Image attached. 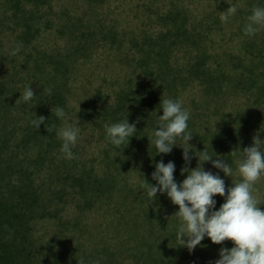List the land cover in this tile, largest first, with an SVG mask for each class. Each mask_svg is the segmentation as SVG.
<instances>
[{
	"label": "rangeland",
	"instance_id": "obj_1",
	"mask_svg": "<svg viewBox=\"0 0 264 264\" xmlns=\"http://www.w3.org/2000/svg\"><path fill=\"white\" fill-rule=\"evenodd\" d=\"M260 1L0 0V203L12 205L14 222L17 215L27 222L24 242L15 228L1 225L0 241L15 238L24 246L30 241L32 264H214L220 249L209 238L189 251L179 242L172 244L166 228L143 214L146 208L153 206L155 210L157 206L155 199L151 202L147 195L138 196L145 183L141 185L137 172L139 165H150L151 160L143 158L142 152L144 148L155 150L152 134L162 109H150L146 104L144 116L130 117L128 122L135 124L136 133L122 145L127 149L134 145L139 157L128 163L119 161L116 170L110 161L117 148H111L107 160L104 154L109 143L105 126L110 121L101 118L99 106L91 107L96 101L115 102L121 91L139 95L144 90L147 79L155 76L158 62L151 57L148 66L137 67L141 54L131 41L141 40L142 31L153 35L164 30L158 16L175 5L185 11L186 29L200 36L199 51L203 53L200 66H196L198 51L192 40L182 43L178 34L168 58L171 68L184 75L178 91L172 92L175 96L167 97L179 100L190 111L191 163L196 164L197 156L203 153L213 160L222 159L210 148L215 130L227 132L240 117L250 116L254 122L245 131L243 124L236 128V133H245L247 147L252 146L254 136L264 140V94L255 92L261 82L255 90V85H244L246 78L242 76L264 70V26L249 36L242 24L243 17L248 23L245 11H236L227 21L220 19L231 4L245 10L247 2ZM108 27L117 33L113 41L102 39V33L97 32ZM82 41L86 48L74 54L73 46ZM15 49L18 51L13 54ZM241 76L244 83L237 85ZM210 79L217 83L214 92L204 90L212 87L206 83ZM27 85L35 96L25 104L22 96ZM53 91L63 94L65 117L52 122L46 108ZM125 104L126 110L132 108L128 101ZM83 111L89 112V117H82ZM221 113L225 115L222 118ZM44 115L45 123L36 129L31 121ZM67 125L80 127L73 159H66L60 151L62 140L57 135ZM220 148L218 153L225 154ZM173 156L171 152L163 154L161 160L167 163ZM60 163L75 173L84 166L97 178L110 173L116 182L102 195L90 190L74 193L68 182L57 198L54 174ZM204 170L214 174L220 171L211 161ZM232 175L240 176L237 166ZM261 188L254 192L258 200L264 192ZM166 202L162 199L160 203L162 217L174 213L173 204ZM173 238L177 241L176 235ZM219 245L230 249L233 243L225 240Z\"/></svg>",
	"mask_w": 264,
	"mask_h": 264
},
{
	"label": "clouds",
	"instance_id": "obj_2",
	"mask_svg": "<svg viewBox=\"0 0 264 264\" xmlns=\"http://www.w3.org/2000/svg\"><path fill=\"white\" fill-rule=\"evenodd\" d=\"M236 11L235 5L231 4L220 19L227 21L229 15H234ZM247 19L244 34L251 36L259 30V26H264V7H254ZM16 51L18 49L13 50V54ZM29 85L25 87L22 96L25 104L35 96ZM160 105L163 114L157 117L152 146L156 153L162 154H169L174 146L181 147L187 165L191 160L189 141L193 136L188 131L190 111L179 100L171 98L161 100ZM55 116L64 119L63 108L56 107ZM31 123L38 129L45 123V117L35 116ZM79 133L80 127L73 125H67L57 132L62 140L60 151L66 159L75 158L72 148L77 143ZM105 133L106 140L118 149L120 145L129 143L136 133V127L125 118L106 125ZM178 141L181 143H177ZM231 153L236 155L235 150ZM197 157L200 162L194 169H181V174L187 175L179 184L173 176L175 164L172 161L157 162L151 173L155 185H144L147 196L152 202L158 192L166 194L171 203L178 206L174 215L179 219L176 239L180 246L191 251L205 237L214 244L230 240L233 246L230 249L221 247L219 258L214 264H264V210H261V204L254 195L257 181L264 177V140L254 136L252 146L240 151L236 163L242 179L238 183H232L227 193L224 179L218 173L205 171L202 164L211 161L214 168L222 171L225 176L232 177L233 169L228 162L225 159L213 160V156L207 153ZM217 194L224 198V203L218 209L214 199Z\"/></svg>",
	"mask_w": 264,
	"mask_h": 264
},
{
	"label": "trees",
	"instance_id": "obj_3",
	"mask_svg": "<svg viewBox=\"0 0 264 264\" xmlns=\"http://www.w3.org/2000/svg\"><path fill=\"white\" fill-rule=\"evenodd\" d=\"M152 4V3H151ZM150 4V5H151ZM264 0L260 1V4H256L254 2H247L245 7V10L239 9L237 12L239 14L243 13L241 11H245V13H248L251 15V12L254 7H264ZM145 8H149L146 4H143ZM185 11L182 10L181 8H178L177 6L171 7L168 11L162 13L161 16H158L159 19H161L162 26H164V30L158 31L156 34H149L147 31H142V39L139 41H131L132 42V47L136 48L138 51H140L141 57L140 59L136 60L137 62V67H143V66H148V60H152V58L155 59L156 62H158V69H155L153 78L150 77V79H147L146 83L144 84V90L139 94V95H134L133 93L129 91H121V93L115 96L116 101L111 102V103H97L96 100H94L95 104L92 105L91 109L95 108L96 106H99L97 109L100 113V116L102 119L106 121H110L108 124L111 125L114 122L122 121L125 118L129 121L130 117L133 115L134 116H144L146 114V107L145 105L147 104L150 109L154 107H161L160 101L168 98L169 96H175L172 92L175 93V91H178V87L181 84V80H184V78L179 70H176L174 68H171L170 63H169V56H170V51H171V45L173 44V41H176L175 37L176 35L182 36L179 41L184 43L185 41L192 40V45L195 47V49L198 51L197 56V62L196 66H200V60L199 58H202L203 53L199 51L200 48V36L198 34H194L189 32L186 29V18H185ZM244 13V14H245ZM244 17H243V22L242 24L246 25L247 23H244ZM102 33V39L105 40H112L116 38L117 33L114 31V27H108L107 30L99 29L97 32ZM93 33L90 32L89 36H92ZM86 36V35H85ZM173 37L174 40L170 41L168 38ZM199 38V39H198ZM134 40V39H133ZM84 41L76 44L73 46V53L78 54L86 48V46L83 44ZM119 47V46H117ZM264 58V56H263ZM205 58L202 59V64L204 63ZM262 62L264 63V59H262ZM58 69L60 68L61 64L60 62L58 63ZM264 67V64H263ZM192 68L196 69L194 65L192 64ZM246 79L244 80L246 84L244 85H255V90L258 88V81H260V88L257 94L261 96L264 94V70L262 71L261 74H257L251 71V73L247 74H242ZM240 77L238 80L239 82L237 85H242L244 83L243 77ZM257 80V81H256ZM206 83H209L212 85V89L210 87H206L204 90L209 88L213 92L216 91L217 89V83L215 82V79H210L207 80ZM170 91V92H169ZM54 92V91H53ZM209 92V91H206ZM253 93V92H252ZM52 99L48 107L46 108L47 110V115L49 117H52V122L57 119L55 116V108L56 107H61L64 108V98L63 94L60 92H54L51 94ZM168 96V97H167ZM176 100V99H175ZM128 101L131 105L132 108L129 107V109L126 110V107L128 105L125 104V102ZM145 103V104H144ZM51 109V111H50ZM92 109V110H93ZM130 111V112H129ZM81 116L89 117V112H81ZM225 115L221 113V118L224 117ZM45 119L46 115H44ZM244 125V131L248 129V125H254V122L251 121L250 116L244 119V117H240V119L237 121L235 125H232L229 127L227 132H224L222 130L218 131L215 130V137L213 141L211 142L210 148L214 149V153L218 154L220 158L225 159L229 166L233 169L236 165V158L240 155V151L242 152L244 148L247 147V144L245 143L246 141L243 138V133H236V128L240 125ZM264 132V128H261ZM40 131H44V128L40 129ZM229 134H231L229 136ZM136 143V142H135ZM133 144V143H132ZM137 144V143H136ZM221 145V146H220ZM134 145H131L129 149L125 148L124 145H120L118 149H115L116 155L115 157L110 161V164L115 165V169L118 170L119 168V161H122L121 163H128L131 159H135L139 157V154H135V150L133 149ZM115 146L111 145L108 143V147L105 145L104 149V154H105V160L109 159L111 154V148ZM222 147L225 151V154L223 153L221 155V152L218 153V150H220ZM250 147V146H249ZM143 150L142 152V157L145 158L146 160H151L150 165L146 163L145 165H139V169L137 172L138 178L140 179L141 185L142 184H153L155 185V181L152 180L151 173L155 170V164L159 161H161L163 154L162 153H156L155 150L152 149H146ZM222 150V149H221ZM236 152V155H232V151ZM113 152V151H112ZM111 152V153H112ZM118 152V154H117ZM171 154L174 156L172 157V162L175 164V171L173 173L174 179L176 182L179 184L187 175V173H184L183 175L181 174V169L184 167H188L189 169H194L197 166V163L200 161H197L196 164H192L191 160L190 163L187 165L185 164V161L183 159L181 147L176 146L172 148ZM141 156V155H140ZM159 159V161H158ZM214 159V157H213ZM163 161V160H162ZM164 162V161H163ZM65 163V162H64ZM60 163L58 167V172L57 174L55 173L54 176L58 180V185L54 189V193L57 196V198H60L63 194V190L60 189H65V185L69 184L73 186V192L77 193L80 192L81 194L85 193L87 190H90L92 192H96L97 194L101 193L106 194V191L110 189V187L113 186L116 182V177L110 173L107 174L104 173L105 175L100 176L102 177H92V171L88 170L86 167L82 166L81 170L79 173H75L72 169H70L67 164ZM166 163V162H164ZM207 164V162H203L202 167ZM220 175L221 178L224 179L225 181V188H226V193L227 189L232 186V183H238L241 181L242 177L241 176H225V174L222 171H216ZM264 187V177H261L260 180L256 183V188H261ZM147 195L145 190L143 189V192L140 193L138 196H144ZM148 197V196H147ZM259 202H260V208H264V192L262 194H259ZM164 199L167 201V204H172L170 199L167 197L166 194H160L159 192L156 195L155 198V204L157 208L155 210H152L153 206H150L151 208H146L144 211V216H146L147 219H149L151 222H156L158 226H160L162 229L166 228L167 234L172 239V244H178V241H176L173 237H175L177 228H178V222L179 219L177 216L174 214L176 211H178V206L177 205H172V209L174 210L173 214L166 215L167 217H162L159 214L160 211V203ZM216 200V209L220 207L222 203H224V198L219 196L218 194L214 197ZM147 200V199H146ZM166 204V205H167ZM12 205L4 204L3 205L0 203V211L3 210V212H0V225L3 226L5 229L6 228H15V232L20 233L22 236V241L24 242V239L26 238L25 233L27 231V222L24 221L23 218H21V215H17V220H19L18 224L16 227L14 226V223L17 222V220L14 222L13 219V213L11 211ZM171 207V206H168ZM13 208V207H12ZM168 211V210H167ZM1 215L3 217H1ZM5 215V216H4ZM174 223V225H173ZM16 224V223H15ZM13 225L12 227H10ZM169 228L171 231H169ZM22 242H17L15 238H12L8 242H1L0 241V264H32L30 254H29V249L31 246L30 241H28L29 245L24 246L21 244ZM10 246L12 247L10 249ZM213 246L220 249L221 245L219 244H214Z\"/></svg>",
	"mask_w": 264,
	"mask_h": 264
}]
</instances>
